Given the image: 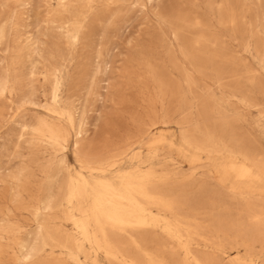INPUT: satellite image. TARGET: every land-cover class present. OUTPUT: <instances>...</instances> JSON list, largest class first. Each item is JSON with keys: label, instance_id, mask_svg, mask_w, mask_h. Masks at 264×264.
I'll list each match as a JSON object with an SVG mask.
<instances>
[{"label": "rangeland", "instance_id": "374dc122", "mask_svg": "<svg viewBox=\"0 0 264 264\" xmlns=\"http://www.w3.org/2000/svg\"><path fill=\"white\" fill-rule=\"evenodd\" d=\"M0 84V264H76L59 245L74 234L66 209L46 204L59 203L78 172L113 179L139 161L149 167L154 154L185 197L204 194L200 222L245 220L254 236L237 240L258 238L246 226H256L250 211H264V196L233 192L214 164L228 154L223 146L264 161V0H0ZM43 125L61 132L60 147L38 131ZM208 133L221 149L190 164L187 138L201 145ZM83 155L117 164L92 172ZM227 245L229 258L246 254ZM35 246L40 253L26 261Z\"/></svg>", "mask_w": 264, "mask_h": 264}, {"label": "bare ground", "instance_id": "6f19581e", "mask_svg": "<svg viewBox=\"0 0 264 264\" xmlns=\"http://www.w3.org/2000/svg\"><path fill=\"white\" fill-rule=\"evenodd\" d=\"M1 89H3V86L0 84V90ZM37 129L43 134L42 136L45 135L50 141L56 143L57 146L60 144L61 132L58 129L46 125ZM65 140L63 142H65ZM186 141L188 145H190L189 147L194 148V151L191 150L194 153L186 156L190 164L200 162V154L203 155L206 153L208 159H211V155L217 154L221 149L219 147V140L214 137L212 133L206 134L203 140L205 143L201 141L203 142L201 145L195 144L193 141L188 140V138ZM241 145L242 144H240V146ZM243 145H245L244 147H249L246 146L245 143H243ZM223 147L228 154L222 157L223 159L221 162L214 164L218 179L225 183L231 182L230 189L240 196H245L244 194L246 191L264 196V161L256 160L251 154L243 151V149L234 150L226 148V146ZM187 151L190 152L188 148H186V152ZM117 152H114V156ZM123 152L121 153L123 154ZM135 158L138 159V157ZM154 158H156L155 154L149 159L151 162L149 167L143 168L141 166L143 161H139L137 165L128 170L121 171V173L117 174L113 179L98 178L95 181H90L84 174L78 172L76 177L71 176L66 181L61 201L55 203V201L50 200L46 204L45 208L50 210L55 206L62 205L66 209L67 219L73 224L74 234L67 237L65 243L59 244L66 250L68 260L76 264H102L100 260L102 256L108 264H217L218 257L213 253L210 254L208 252L199 251L198 246L201 245V243H205V247L212 246L214 252L218 254L221 253V256L228 258L227 264H264V217L262 216L264 211L261 210L263 211L261 212L259 208H256L258 205L253 203L255 207L251 208V211L248 208L250 214L252 213V218L256 220V222L254 221L256 226L255 224L246 226V228L252 226L256 227L254 231L258 233L259 240L258 238L254 240L255 237L252 239L255 242L259 241L261 243V248L259 251H255L253 250L255 243L253 244L254 241L252 239L250 243L253 245H249L250 243L240 242L244 237L241 238L240 241H238L239 238L238 240L236 238L252 233L250 232L252 229L249 230V228V232L247 231L248 233L244 231L245 225L243 226L241 224L244 223L245 220H243V222L240 220L242 223H239V226L238 223L236 225H231L232 223L229 224L230 219L228 217L230 214L227 216L229 220L227 223L226 217V219H223L224 217L221 219L219 216L220 220L217 217H213L216 212H211L212 216H203L202 218L203 220L204 218L210 220L211 217H213L211 223L209 226H206L207 223L204 225L200 222V216H198L201 214L202 209L200 205L205 202V199L200 200L199 197L201 196V198H203L202 196H204V194L199 196L198 193H200V189L198 188L199 191L195 194L198 196V199H195L196 196L193 194L196 191H193V194H191L194 188L193 185L195 184L189 182V184H192L191 186L193 188L189 189L191 191L188 194L195 197L193 199H189L191 196L189 198L185 197L186 192L184 195L182 191L186 188H182V191H178L175 188L177 185H175L173 181L175 175L172 174L174 175L172 177V175H169L170 172L169 174L159 173L157 169L161 167L155 168L156 163L153 162ZM111 159L112 156L102 157V159L98 156L92 158H88L85 155L82 156V160L87 164V167L92 172L98 173H104L116 166L117 161ZM235 162L240 163L238 168L234 165ZM173 164L175 165V163ZM195 169L197 168L194 167V170ZM186 172L187 171H185V173ZM185 175L188 177V174ZM211 176L212 175H210V177ZM193 177L195 178V176ZM204 177L205 176H201L200 179ZM178 178L179 177H177V179ZM204 180L205 179H203V181ZM201 183H203V185L205 184V182ZM186 184H188V181ZM206 185L208 184H205V186ZM205 186H203V188ZM206 197L207 201L209 199L207 194ZM217 197H219V195ZM249 197H251V195ZM254 201L256 200L254 199ZM256 202L259 203V201ZM249 203L251 202L247 203L248 206ZM213 204L215 205V201ZM247 204H245V206H247ZM239 207H241V205ZM235 210L238 211V208ZM240 212L238 211V213ZM203 213L206 214L205 212ZM209 214L210 213H208V215ZM215 215L217 216V214ZM206 231L209 233V236L206 234L208 237L204 235ZM232 234L234 235V239L231 238ZM252 236H254V234ZM46 238L47 237L41 238L43 246L47 245ZM199 239H201V241ZM51 241L54 243V240ZM228 241L231 245L233 244V247L237 250L240 246H242V248L244 246L247 249L246 254L244 256L236 255L233 258H229V251L224 249L225 245L227 243L229 244ZM56 243L57 242L54 244ZM231 245H227V249H229L228 246ZM26 248L28 249L29 247ZM39 251L40 249L35 246L32 250L30 249L27 251L24 255V259L26 261L32 260V258L34 259V256L40 253ZM218 263L220 264V261H218Z\"/></svg>", "mask_w": 264, "mask_h": 264}]
</instances>
